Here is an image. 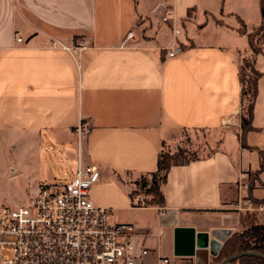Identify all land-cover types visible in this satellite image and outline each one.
<instances>
[{"label": "crops", "instance_id": "obj_1", "mask_svg": "<svg viewBox=\"0 0 264 264\" xmlns=\"http://www.w3.org/2000/svg\"><path fill=\"white\" fill-rule=\"evenodd\" d=\"M248 1L242 13L229 0H0V136L31 151V190L42 179L39 154L53 145L96 166L91 200L135 224L147 261L195 264L173 253L177 226L242 231L249 213H262L247 202L264 205V45L254 57V129L245 146L239 137L238 70L252 50L237 17L248 30L261 24L260 1ZM175 42L181 51L167 56ZM183 129L209 132L210 151L168 169L163 206L133 205L131 180L154 172L164 142Z\"/></svg>", "mask_w": 264, "mask_h": 264}, {"label": "built area", "instance_id": "obj_2", "mask_svg": "<svg viewBox=\"0 0 264 264\" xmlns=\"http://www.w3.org/2000/svg\"><path fill=\"white\" fill-rule=\"evenodd\" d=\"M169 19V14L162 17ZM172 32L177 35L179 30L173 27ZM126 38H133V32ZM16 41L22 38L16 36ZM82 47L79 41L67 49L74 54ZM180 51L175 42L167 56ZM75 131L84 137L83 121ZM98 174L95 165L78 162L63 183L39 182L27 205L0 207V264H170L166 256L147 261L140 253L142 236L135 224L116 222L110 208L93 203L89 191ZM263 207L247 202L252 210Z\"/></svg>", "mask_w": 264, "mask_h": 264}, {"label": "rangeland", "instance_id": "obj_3", "mask_svg": "<svg viewBox=\"0 0 264 264\" xmlns=\"http://www.w3.org/2000/svg\"><path fill=\"white\" fill-rule=\"evenodd\" d=\"M229 1L232 7H235V9L240 10L242 13H246L245 11L250 7L248 0ZM233 4H235V6H233ZM252 18L254 17H248L250 26L255 22ZM141 23V21H138L140 29L141 26H143ZM167 31L170 30L167 29ZM246 32L250 33V38L254 46L262 47L264 45V27H254L252 30L246 28ZM140 35L145 38L142 33ZM74 45L71 47L73 48ZM44 135L45 137L50 138L46 133ZM208 138L209 132L204 129L180 130L179 134L174 136V139L164 142V145L162 146V154H168L171 157L179 156L180 160L200 157L208 153L211 149V145L207 143ZM73 147L75 148V146ZM30 152L31 151L27 150L24 144L17 142L13 145V143L8 142L7 136H0V207L27 205L33 198L35 193L31 190L32 184L27 182L25 177V174L31 167L29 158ZM39 162L40 165H37L36 170L37 173L42 175L40 182L48 181L52 184L63 183L69 174H71L70 177H72L74 170L77 167V160L75 158L69 157L67 154H61V151L54 148L53 145H51V148L44 149L40 152ZM46 171H48V174H46ZM144 178V181L147 184L145 187H141L143 182L142 177L139 176L131 180L132 199L134 202L141 204H145L146 201L151 199V195L144 193V190L151 184L152 177L151 175H148ZM260 210H262L260 215L254 213L255 211L249 213L250 221L264 224V207ZM145 214L147 216L150 215V213Z\"/></svg>", "mask_w": 264, "mask_h": 264}, {"label": "trees", "instance_id": "obj_4", "mask_svg": "<svg viewBox=\"0 0 264 264\" xmlns=\"http://www.w3.org/2000/svg\"><path fill=\"white\" fill-rule=\"evenodd\" d=\"M260 1V15L261 24L258 26L260 28L264 27V0ZM188 16L190 12L188 11ZM238 32L245 34L248 39V43L252 50V56L250 58H243L242 63L239 66L238 76L241 85L240 99L242 104V111L240 116V141L242 146L244 145V134L254 129L252 126L253 119V108L254 101L257 94V80L262 75L260 71L255 68L254 57L256 54L262 52L261 46H254L252 44L250 33L246 32V25L242 19L238 18ZM219 23V21L217 20ZM181 49L182 45L179 43ZM195 159V158H192ZM191 159L180 160L179 156L164 155L160 152L157 163L156 170L148 175H151V184L144 190V193L151 195V199L146 201L144 205H152L156 207H161L164 205V194L161 190V184L165 181L166 173L172 165L183 164ZM263 163L261 162V167ZM141 175L142 184L141 187H145L147 184L144 181L146 176ZM259 202L264 203V198ZM133 205L140 206V203H134ZM258 251L264 253V224H259L254 221H250L247 226L240 232H234L227 240L222 244L218 254L213 258V264H217L230 255L241 252V251ZM264 264V258L257 255H244L238 257L231 261L229 264Z\"/></svg>", "mask_w": 264, "mask_h": 264}, {"label": "water", "instance_id": "obj_5", "mask_svg": "<svg viewBox=\"0 0 264 264\" xmlns=\"http://www.w3.org/2000/svg\"><path fill=\"white\" fill-rule=\"evenodd\" d=\"M229 229H212L208 233H196L191 226H177L174 228L173 253L176 256L194 257L195 264H209V256L215 257L223 242L230 234ZM244 255H257L264 258V253L248 250L230 255L217 264H229L234 259Z\"/></svg>", "mask_w": 264, "mask_h": 264}]
</instances>
